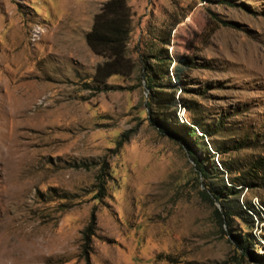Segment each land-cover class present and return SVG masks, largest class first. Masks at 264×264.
<instances>
[{"label": "rangeland", "instance_id": "1", "mask_svg": "<svg viewBox=\"0 0 264 264\" xmlns=\"http://www.w3.org/2000/svg\"><path fill=\"white\" fill-rule=\"evenodd\" d=\"M106 1L0 0V264H257L221 232L184 148L147 120L138 54L180 21L170 58L196 64L180 122L216 131L211 154L246 141L215 155L218 168L254 164L264 158V0H127L135 69L104 87L92 80L104 60L85 35ZM252 186L240 201L264 206L263 180ZM93 210L86 260L81 237ZM245 231L233 224V234ZM248 232L252 254L264 255V213Z\"/></svg>", "mask_w": 264, "mask_h": 264}, {"label": "trees", "instance_id": "2", "mask_svg": "<svg viewBox=\"0 0 264 264\" xmlns=\"http://www.w3.org/2000/svg\"><path fill=\"white\" fill-rule=\"evenodd\" d=\"M201 2L221 4L226 0H200ZM180 21L176 22V24ZM172 26L168 31L159 35V46L149 55H139L141 79L148 95L145 108L147 120L150 125L160 133L177 141L186 151L194 163V173L200 179L203 187L202 196L214 208L216 221L221 232L230 236L233 245L257 264H264V255H253L254 238L250 232L255 225L257 217L264 213V206H256L251 201H240L244 190H250L255 178L262 179L264 183V158L256 160L254 164H247L244 168H234L224 160H220V168L214 164V157H219L228 151H240L249 148L246 141L235 142L231 150H218L211 154L208 150V138L211 139L216 131H209L197 121L191 120L189 125L181 123L178 113L179 109L189 111L187 100L183 97L186 93L185 79L195 69L194 59L188 55L177 57L174 61L170 58L168 49L170 47ZM132 15L127 0H107L103 3L93 17L90 30L85 35V43L89 50L104 61L99 64L93 74L92 80L98 86L106 85L107 80L113 76L129 77L134 69L135 62L127 55V44L131 34ZM167 81L168 86L163 84ZM196 130L200 132L197 135ZM195 137L193 142L191 138ZM205 139H207L205 141ZM124 140H119L120 147ZM207 142V143H206ZM196 148L200 154H197ZM202 153H205L204 155ZM212 159L210 167L205 162ZM82 167L86 165L82 164ZM105 167L96 176L98 195L100 198L105 187ZM197 179V178H196ZM218 206V208L216 207ZM255 219V220H254ZM245 225L246 231L233 234V224ZM96 229V216L94 210L91 212L89 222L82 232L80 254L88 260L92 252V238ZM227 232H225V230ZM251 248V250H250Z\"/></svg>", "mask_w": 264, "mask_h": 264}, {"label": "bare ground", "instance_id": "3", "mask_svg": "<svg viewBox=\"0 0 264 264\" xmlns=\"http://www.w3.org/2000/svg\"><path fill=\"white\" fill-rule=\"evenodd\" d=\"M4 250H5V248H4ZM4 250H3V251H4ZM3 251H2V253H6L5 251H4V252H3ZM2 255H3V254H2ZM3 256H4V255H3ZM1 259H2V258H1ZM3 263H4V260L2 259V264H3Z\"/></svg>", "mask_w": 264, "mask_h": 264}]
</instances>
